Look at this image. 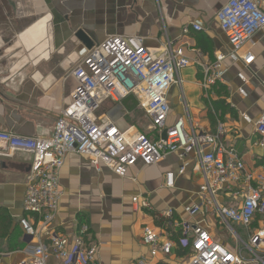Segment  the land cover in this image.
I'll list each match as a JSON object with an SVG mask.
<instances>
[{"label":"crops","instance_id":"1","mask_svg":"<svg viewBox=\"0 0 264 264\" xmlns=\"http://www.w3.org/2000/svg\"><path fill=\"white\" fill-rule=\"evenodd\" d=\"M227 1L0 0V131L50 135L60 111L71 100L76 85L72 71L87 51L106 37L138 36L151 48L169 40L191 59L179 75L187 104L189 98L203 105L194 113L189 108L192 120L210 132L221 124L225 142L234 145L246 168L264 172V154L256 145L258 135L241 119L242 114L256 119L264 109V27L236 55L231 54L216 20L217 11ZM193 24L201 29L193 30ZM78 31L88 38L89 47L76 36ZM247 51L254 55L249 65L240 59ZM217 52L225 55L221 81L217 83L222 85L220 99L225 105L216 113L213 87V94L204 101L199 83L202 64L213 62ZM237 73L245 76V83ZM239 88L245 90V96L238 93ZM168 99L170 121L183 117L176 87L170 89ZM117 105L103 101L97 114H105L121 130L139 131L127 120L140 110L127 113ZM31 162L30 154L20 152L0 158V264H23L36 242L24 236L19 225L25 215L23 199ZM180 165L185 170L175 177L174 187H163L165 173H176ZM194 165L193 152H175L154 165L137 163L121 178L105 168L95 169L86 156L68 154L59 176L63 195L50 228L70 243L80 225L86 223L91 241L98 245V264H136L140 258L152 264H183L189 249L179 243L177 224L187 217L190 205L198 202L201 178ZM136 196L146 197L151 210L137 209L132 202ZM168 209L173 210L170 219L161 215ZM212 220L207 216L211 233L234 248V241L215 234L217 221ZM145 224L162 233L160 240L164 235L174 241L169 255L150 254L141 239ZM263 224L264 219L258 216L251 229ZM234 229L246 237L243 228L239 232L234 225ZM40 239L48 243L44 234ZM61 263L53 255L46 261Z\"/></svg>","mask_w":264,"mask_h":264},{"label":"built area","instance_id":"2","mask_svg":"<svg viewBox=\"0 0 264 264\" xmlns=\"http://www.w3.org/2000/svg\"><path fill=\"white\" fill-rule=\"evenodd\" d=\"M263 5L264 0H228L217 11L216 20L231 54L236 55L264 27ZM192 29L201 27L193 24ZM224 57L217 52L213 62L202 64L199 86L205 98L221 81ZM240 59L249 65L254 55L247 51ZM190 64L183 48L169 40L151 48L138 36H108L90 48L72 71L76 85L71 100L60 111L50 135L0 131V158L14 152L32 156L23 199L25 215L19 225L24 236L36 242L23 264H46L49 255L61 264H98V245L91 241L86 223L80 225L70 243L50 228L63 195L59 176L68 154L86 156L95 169L105 168L123 178L135 164L154 165L175 152H193L194 169L201 178L198 202L190 205L187 217L177 224L179 243L189 249L183 264H264V224L251 229L258 216L264 219V172L246 168L234 145L225 142L221 124L210 132L192 120L179 75ZM236 76L246 82L242 73ZM172 87L179 91L184 116L170 121L168 95ZM238 93L246 95L243 88ZM128 95L136 98L138 109L147 117L148 133L121 130L105 114H97L103 101L119 103ZM241 119L253 126L258 135L256 145L264 154V109L256 119L246 114ZM184 170L180 165L176 173L166 172L163 187L173 188L175 177ZM132 202L137 209L151 210L146 197H133ZM172 213L168 209L161 215L170 219ZM210 215L229 229L234 248L211 233L206 223ZM234 225L241 226L246 237L237 233ZM42 234L48 243L41 241ZM161 236L153 226L143 225L141 239L152 256L169 255L174 248L172 239L163 235L160 240ZM136 264L152 263L140 258Z\"/></svg>","mask_w":264,"mask_h":264},{"label":"rangeland","instance_id":"3","mask_svg":"<svg viewBox=\"0 0 264 264\" xmlns=\"http://www.w3.org/2000/svg\"><path fill=\"white\" fill-rule=\"evenodd\" d=\"M194 93H195V91H194ZM198 96H199V94H198ZM203 100L205 101L204 96H203ZM187 101L189 103L188 106H189L192 113H194L196 110L203 109V105H202V102L200 103V100L198 101L196 99V101L193 103L188 98ZM136 112H137L136 114L134 113L133 116L128 118L127 122L134 124L136 130H139L140 132H145V130L148 129V125H149L148 119L144 115V112L138 111V110ZM209 217H211V215ZM212 219H213L212 221H214L213 217H212ZM216 225H217L218 231L215 234L218 235V237H219V234H222V237L228 239L231 242L234 241V243H235V239H234L233 235L230 233V231H228L229 229L227 227H225L224 225H221L219 222H216ZM235 226L240 232V230H241L240 228H242V227L239 225H235Z\"/></svg>","mask_w":264,"mask_h":264},{"label":"water","instance_id":"4","mask_svg":"<svg viewBox=\"0 0 264 264\" xmlns=\"http://www.w3.org/2000/svg\"><path fill=\"white\" fill-rule=\"evenodd\" d=\"M76 36L83 41L88 47L91 45L88 38L82 31H78ZM118 108L125 110L127 113H132L138 108V101L133 95H128L118 103ZM164 137V133H163Z\"/></svg>","mask_w":264,"mask_h":264},{"label":"trees","instance_id":"5","mask_svg":"<svg viewBox=\"0 0 264 264\" xmlns=\"http://www.w3.org/2000/svg\"><path fill=\"white\" fill-rule=\"evenodd\" d=\"M221 88H222V85H220V84H216L215 86H213V92H215L216 99L212 101V106L214 107V110L216 111V113L219 111V109L222 106L225 105V101L220 99ZM186 251H188V250L186 249ZM188 253H189V251H188ZM181 254H183V253H181Z\"/></svg>","mask_w":264,"mask_h":264}]
</instances>
